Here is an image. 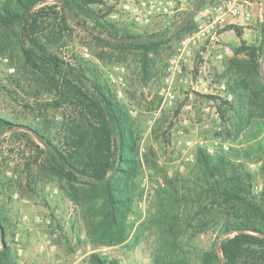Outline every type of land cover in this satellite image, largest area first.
<instances>
[{
  "label": "rangeland",
  "instance_id": "374dc122",
  "mask_svg": "<svg viewBox=\"0 0 264 264\" xmlns=\"http://www.w3.org/2000/svg\"><path fill=\"white\" fill-rule=\"evenodd\" d=\"M124 1L100 0L82 12L46 0L34 9L48 12L47 8L55 7L56 15L43 17L36 33L46 50L82 68L89 78L99 76L104 80L133 121L141 168L138 196L127 220L129 236L122 244L106 246L92 241L80 209L66 196L62 185L39 172L45 156L39 153L44 147L35 130L47 132L54 143L60 144L63 126L77 115L78 109L69 100H62L56 72L25 66L12 32L0 30V118L10 123V129L0 134V216L16 264H90L92 253L116 258L121 264H213L208 253L214 249L218 221L226 219L227 212L214 207L205 216L180 222L173 244V235H162L159 230L158 200L170 182L177 179L186 180L179 185L180 193L185 192L200 142L221 137L230 148L245 145L243 136L235 135V112L231 107L234 99L227 102L217 88L224 84L234 96L236 78H253L251 60L238 48L242 44L259 45L264 4L259 0H172L171 15L155 18L144 26L123 16L107 17ZM219 5L224 10L234 6L241 13H226L215 30L200 35L196 41L188 40L217 18L215 8ZM187 12L193 13L192 24L172 34ZM96 21L116 24L119 34L146 38L165 32L169 40L149 54L151 60L145 73L141 70L138 40H127L123 51L99 41L93 36V28H99ZM211 34L216 40L211 41ZM185 46L188 62L183 63L173 84L177 99L171 105L162 104L158 92L164 85L166 68ZM224 46L230 48V54L218 60L216 53ZM258 62L263 68L264 55L258 57ZM207 106L213 114L204 111ZM188 140L193 144L190 147L186 146ZM186 153L194 154L193 160L187 162ZM245 167L253 176V194L260 201V163L248 161ZM195 210L193 206L190 214Z\"/></svg>",
  "mask_w": 264,
  "mask_h": 264
},
{
  "label": "trees",
  "instance_id": "16d2710c",
  "mask_svg": "<svg viewBox=\"0 0 264 264\" xmlns=\"http://www.w3.org/2000/svg\"><path fill=\"white\" fill-rule=\"evenodd\" d=\"M44 1L0 0V30L12 32L24 65L32 70L56 72L59 78L54 81L63 90L62 100H69L78 109L77 115L63 126L60 144L54 143L47 132L35 130L44 147L39 153L45 156L39 172L62 185L66 196L80 209L92 241L106 246L122 244L129 236L127 220L138 196L141 168L138 135L128 112L113 98L104 80L99 76L89 78L82 68L57 58L40 43L36 35L40 20L56 15L54 6L47 8L48 12L44 8L34 10ZM53 1L63 8L84 12L100 0ZM260 1L264 4V0ZM192 15L187 12L172 34L177 35L191 25ZM96 23L99 28H93L94 38L122 51L128 46L127 40L131 39L132 43L138 40L141 70L145 73L151 60L149 54L169 40L165 32L139 38L119 34L116 24L108 21ZM77 25L84 27L80 22ZM260 33L257 47L242 44L238 48V52H246L251 60L253 75V78H236L231 105L235 112V135L243 136L245 145L215 155L198 148L185 192L180 193L179 185L186 180L177 179L170 182L158 200L159 230L162 235H173V244L177 241L175 229L180 222L189 223L196 216H205L214 207L227 212L228 217L218 221L214 249L208 253L213 264H264L261 236L264 234V67L258 62V57L264 55V21ZM8 129L10 123L0 118V134ZM248 161L260 163V201L253 194V176L245 167ZM193 206L197 210L190 214ZM5 234V222L0 216V264H16ZM169 258L172 259L171 254ZM89 262L121 264L116 258L98 253H92Z\"/></svg>",
  "mask_w": 264,
  "mask_h": 264
},
{
  "label": "built area",
  "instance_id": "2783aa9c",
  "mask_svg": "<svg viewBox=\"0 0 264 264\" xmlns=\"http://www.w3.org/2000/svg\"><path fill=\"white\" fill-rule=\"evenodd\" d=\"M119 8L116 12H111L107 15L109 19H114L119 16L127 17L129 20H132L134 24L137 25H149L153 19L159 17H167L172 13V0H125L118 4ZM218 16L215 20L211 21L206 27L201 28L196 32L192 37L188 40L196 41L200 37V35L206 34V32H212L215 30V26L217 22H222L224 20V15L226 13H231L232 15L240 14V10L234 6L227 8L224 10V7L219 5L215 8ZM246 16L248 14L246 13ZM211 41L216 40L214 34L210 36ZM187 45V44H186ZM186 46L182 49L177 56L170 60L167 68H166V76L164 78V85L160 88L158 94L162 101V104H173L177 99V94L175 89L173 88L174 78L177 74L181 73L183 63H187V59L185 57ZM187 53V52H186ZM83 54L88 57L89 52L87 49H84ZM230 54V48L222 47L217 53L216 58L218 60L223 59L225 56ZM110 78H119L121 80V76L114 77L110 76ZM116 80H112L114 83ZM217 90L220 93H223L224 99L227 102H231L233 99V95L228 91L226 85L222 84L218 86ZM120 94V92H118ZM204 111L208 114H213L211 112V107L207 106ZM214 115L217 117V112H214ZM192 141L188 140L186 142V146H192ZM199 148H202L207 154L215 155L218 152H227L230 149V145L227 141L223 140L221 137L212 138L208 142H200ZM194 154L186 153L185 160L187 162L193 160ZM253 166V165H252ZM183 172V168L180 169ZM160 186H164V183L160 182ZM17 240V239H16Z\"/></svg>",
  "mask_w": 264,
  "mask_h": 264
},
{
  "label": "water",
  "instance_id": "95a60500",
  "mask_svg": "<svg viewBox=\"0 0 264 264\" xmlns=\"http://www.w3.org/2000/svg\"><path fill=\"white\" fill-rule=\"evenodd\" d=\"M261 236H263V237H264V234H261Z\"/></svg>",
  "mask_w": 264,
  "mask_h": 264
},
{
  "label": "crops",
  "instance_id": "0c3cea01",
  "mask_svg": "<svg viewBox=\"0 0 264 264\" xmlns=\"http://www.w3.org/2000/svg\"><path fill=\"white\" fill-rule=\"evenodd\" d=\"M260 1V0H259ZM261 2V1H260Z\"/></svg>",
  "mask_w": 264,
  "mask_h": 264
}]
</instances>
